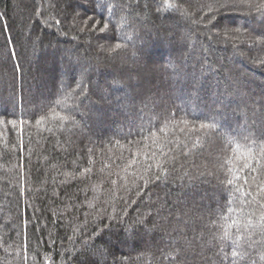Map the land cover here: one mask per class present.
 <instances>
[{
  "label": "trees",
  "instance_id": "16d2710c",
  "mask_svg": "<svg viewBox=\"0 0 264 264\" xmlns=\"http://www.w3.org/2000/svg\"><path fill=\"white\" fill-rule=\"evenodd\" d=\"M0 264H264V0H0Z\"/></svg>",
  "mask_w": 264,
  "mask_h": 264
}]
</instances>
